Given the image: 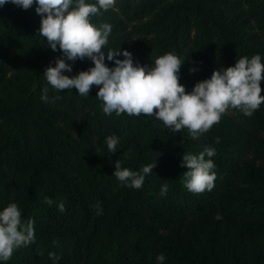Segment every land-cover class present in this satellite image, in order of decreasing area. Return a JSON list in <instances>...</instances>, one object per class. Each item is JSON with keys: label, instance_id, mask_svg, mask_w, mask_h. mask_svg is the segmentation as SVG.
Listing matches in <instances>:
<instances>
[{"label": "trees", "instance_id": "trees-1", "mask_svg": "<svg viewBox=\"0 0 264 264\" xmlns=\"http://www.w3.org/2000/svg\"><path fill=\"white\" fill-rule=\"evenodd\" d=\"M36 7L0 8V211L17 203L35 229V242L0 264H158L161 254L164 264H264V104L251 117L230 108L197 140L153 116L106 115L97 86L84 97L48 83L45 70L58 58L72 66L69 77L95 65L53 51ZM90 22L111 25L113 48L150 66L176 54L186 89L239 57L264 63V0H116ZM206 147L217 179L194 194L183 184V156ZM117 160L132 171L156 167L137 190L113 176Z\"/></svg>", "mask_w": 264, "mask_h": 264}, {"label": "clouds", "instance_id": "clouds-1", "mask_svg": "<svg viewBox=\"0 0 264 264\" xmlns=\"http://www.w3.org/2000/svg\"><path fill=\"white\" fill-rule=\"evenodd\" d=\"M9 3L24 10L36 4L35 11L42 18L39 33L47 39L48 46L53 51L59 48L73 63L85 59L93 62L95 66L88 71L69 77L64 73H71L72 66L58 58L55 67L49 66L44 76L55 90L76 89L84 97L89 96L94 85L97 86L96 97L102 101V111L106 115L153 116L173 132L188 129L191 138L197 140L218 124L230 108L251 117L264 104V88L261 87L264 63L260 55L251 59L239 57L235 66L214 71L210 79L198 82L189 93L180 83L179 76L185 61L171 52L156 58L148 67L134 65L132 53L126 50L122 53L123 60L116 59L121 55L120 50H108L107 59L114 61L116 66H106L103 49L108 44L112 27L102 24L98 28L90 22V17L101 14V10L106 12L114 8L116 0H97V4H86L85 0H0V8ZM42 99L47 101V96ZM106 144L108 151L115 153L119 138L109 136ZM215 154L214 149L206 147L198 155L186 153L183 156L181 167L187 171L182 180L188 191L201 194L213 190L217 179L213 171L215 164L206 157ZM155 167L154 162L139 171H132L122 168L121 161L117 160L113 176L121 184L139 190ZM167 192L168 184L165 183L160 194L164 196ZM44 202L49 206L54 203L50 198H45ZM58 210L65 211L63 203L58 205ZM34 242V221L22 220L17 203H10L0 211V260H10L16 250ZM49 258L58 259L55 253H49ZM157 261L164 264L165 256H157Z\"/></svg>", "mask_w": 264, "mask_h": 264}, {"label": "rangeland", "instance_id": "rangeland-1", "mask_svg": "<svg viewBox=\"0 0 264 264\" xmlns=\"http://www.w3.org/2000/svg\"><path fill=\"white\" fill-rule=\"evenodd\" d=\"M86 4H97V0H85ZM226 14L230 17L232 15L231 11L229 9L226 8L225 10ZM114 40L113 39H108V44L106 45V48L103 49L104 53H105V64H110V67L111 68H114L116 65H115V62L114 61H109L107 59V52L108 50H113V51H118V49H120L119 47L117 48V46H115L113 48V44H114ZM123 51H121V55L116 57V59H120V60H123L125 59V57L122 55ZM91 60L89 59H85L84 61H80V60H77L74 62V64H78V66H82L84 63H90ZM133 62H134V65H141V66H148V67H151L149 64H147L146 62L140 60L139 58H136V57H133ZM187 92L191 93L192 89H186ZM231 117V114L229 111H227L225 114L222 115L221 117V120L222 121H225L226 119H229ZM220 120V121H221ZM212 129H210L207 133L203 134L200 138H203L205 136H207L210 132H211ZM182 131H185L188 135L189 134V131L188 129H183ZM263 163V161L261 160H256V164L257 165H261Z\"/></svg>", "mask_w": 264, "mask_h": 264}]
</instances>
